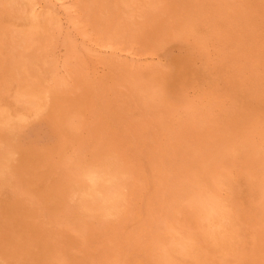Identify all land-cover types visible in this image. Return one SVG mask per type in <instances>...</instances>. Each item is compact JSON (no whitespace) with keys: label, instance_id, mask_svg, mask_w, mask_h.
Returning <instances> with one entry per match:
<instances>
[{"label":"rangeland","instance_id":"obj_1","mask_svg":"<svg viewBox=\"0 0 264 264\" xmlns=\"http://www.w3.org/2000/svg\"><path fill=\"white\" fill-rule=\"evenodd\" d=\"M3 1L0 147L6 150L0 149V235L5 234L0 236V264H264V0ZM5 66L15 70L13 75ZM20 145L30 146L22 151ZM112 179L117 181L111 185ZM37 187L54 191L49 195Z\"/></svg>","mask_w":264,"mask_h":264},{"label":"bare ground","instance_id":"obj_2","mask_svg":"<svg viewBox=\"0 0 264 264\" xmlns=\"http://www.w3.org/2000/svg\"><path fill=\"white\" fill-rule=\"evenodd\" d=\"M4 1H5V0H4ZM4 1H3V2H4ZM11 1H12V0H11ZM35 1H36V0H35ZM84 1H85V0H84ZM87 1H89V0H87ZM87 1H86V2H87ZM95 1H96V0H95ZM97 1H98V0H97ZM101 1H102V0H101ZM118 1H119V0H118ZM124 1H125V0H124ZM129 1H131V0H129ZM133 1H134V0H133ZM136 1H137V0H136ZM144 1H145V0H144ZM177 1H178V0H177ZM186 1H189V0H186ZM211 1H212V0H211ZM216 1H217V0H216ZM230 1H231V0H230ZM245 1H246V0H245ZM252 1H253V0H252ZM14 2H15V1H14ZM23 2H24V0H23ZM26 2H27V1H26ZM30 2H31V1H30ZM33 2H34V1H33ZM54 2H55V1H54ZM63 2H64V1H63ZM86 2H84V3H86ZM110 2H111V1H110ZM112 2H113V1H112ZM114 2H115V1H114ZM120 2H121V1H120ZM120 2H118V3H120ZM172 2H173V1H172ZM175 2H176V1H175ZM181 2H182V1H181ZM183 2H184V1H183ZM240 2H242V1H240ZM28 3H29V2H28ZM51 3H52V2H51ZM94 3H95V2H94ZM106 3H107V2H106ZM184 3H185V2H184ZM187 3H189V2H187ZM190 3H191V2H190ZM224 3H225V2H224ZM259 3H260V2H259ZM5 4H6V3H5ZM8 4H9V3H8ZM34 4H35V3H34ZM34 4H33V5H34ZM90 4H91V3H90ZM99 4H100V3H99ZM101 4H102V3H101ZM107 4H108V3H107ZM121 4H122V3H121ZM123 4H124V3H123ZM128 4H129V3H128ZM134 4H135V3H134ZM141 4H142V3H141ZM176 4H177V3H176ZM181 4H182V3H181ZM212 4H213V3H212ZM219 4H221V3H219ZM238 4H239V3H238ZM254 4H255V3H254ZM6 5H7V4H6ZM9 5H10V4H9ZM26 5H27V3H26ZM30 5H31V3H30ZM86 5H87V4H86ZM114 5H115V4H114ZM124 5H125V4H124ZM129 5H130V4H129ZM132 5H133V4H132ZM178 5H179V4H178ZM183 5H184V4H183ZM185 5H186V4H185ZM259 5H260V4H259ZM12 6H13V5H12ZM14 6H15V5H14ZM31 6H32V5H31ZM31 6H29V7H31ZM34 6H35V5H34ZM90 6H91V5H90ZM92 6H93V5H92ZM115 6H116V5H115ZM138 6H139V5H138ZM161 6H162V5H161ZM188 6H189V5H188ZM190 6H191V4H190ZM219 6H220V5H219ZM227 6H228V5H227ZM235 6H236V5H235ZM239 6H240V5H239ZM15 7H16V6H15ZM51 7H52V6H51ZM95 7H96V6H95ZM108 7H109V6H108ZM110 7H111V6H110ZM120 7H121V5H120ZM186 7H187V6H186ZM5 8H6V7H5ZM9 8H10V7H9ZM12 8H14V7H12ZM16 8H17V7H16ZM32 8H33V7H31V9H32ZM91 8H92V7H91ZM106 8H107V7H106ZM121 8H122V7H121ZM124 8H125V7H124ZM129 8H130V7H129ZM129 8H128V9H129ZM154 8H155V7H154ZM156 8H157V7H156ZM181 8L183 9V7H181ZM192 8H193V7H192ZM202 8H203V7H202ZM215 8H216V7H215ZM17 9H18V8H17ZM17 9H16V11H17ZM26 9H27V8H26ZM26 9H25V11H26ZM48 9H49V8H48ZM89 9H90V8H89ZM95 9H96V8H95ZM104 9H105V7H104ZM112 9H113V8H112ZM119 9H120V8H119ZM125 9H126V8H125ZM171 9H172V8H171ZM185 9H187V8H185ZM222 9H223V8H222ZM7 10H8V9H7ZM7 10H6V11H7ZM11 10H12V9H11ZM29 10H30V9H29ZM63 10H64V9H63ZM78 10H79V9H78ZM87 10H88V9H87ZM102 10H103V9H102ZM106 10H107V9H106ZM109 10H110V8L108 9V11H109ZM117 10H118V9H117ZM120 10H121V9H120ZM120 10H118V11H120ZM144 10H145V9H144ZM174 10H175V9H174ZM196 10H197V9H196ZM226 10H227V9H226ZM238 10L240 11V9H238ZM244 10H245V9H244ZM3 11H4V10H3ZM16 11H15V12H16ZM91 11H92V10H91ZM95 11H96V10H95ZM99 11H100V10H99ZM121 11H122V10H121ZM121 11H120V13H121ZM157 11H158V10H157ZM157 11H156V12H157ZM183 11H185V10H183ZM189 11H190V9H189ZM215 11H216V10H215ZM217 11H218V10H217ZM221 11H222V10H221ZM7 12H8V11H7ZM7 12H5V13H7ZM19 12H20V11H19ZM29 12H30V11H28V13H29ZM93 12H94V11H93ZM93 12H92V13H93ZM100 12H102V11H100ZM158 12H159V11H158ZM166 12H167V11H166ZM185 12H186V11H185ZM195 12H196V11H195ZM2 13H4V12H2ZM5 13H4V14H5ZM8 13H10V12H8ZM37 13H38V12H37ZM43 13H44V12H43ZM110 13H111V12L109 11V14H110ZM114 13H115V12H114ZM128 13H129V12H128ZM154 13H155V12H154ZM188 13H189V12H188ZM221 13H222V12H221ZM238 13H239V12H238ZM255 13H256V12H255ZM24 14H26V13L24 12ZM31 14H32V13H31ZM158 14H159V13H158ZM161 14H162V13H161ZM232 14H233V13H232ZM244 14H245V13H244ZM0 15H1V13H0ZM10 15H12V14L10 13ZM22 15H23V14H22ZM34 15H35V14H34ZM86 15H87V14H86ZM118 15H119V14H118ZM122 15H123V14H122ZM122 15H120V16L122 17ZM145 15H146V14H145ZM180 15H181V14H180ZM228 15H229V14H228ZM8 16H9V15H8ZM12 16H13V15H12ZM43 16H45V15H43ZM88 16H89V15H88ZM93 16H94V15H93ZM93 16H92V17H93ZM98 16H101V14L98 15ZM113 16H114V15H113ZM149 16H150V15H149ZM171 16H173V15L171 14ZM175 16H177V15H175ZM188 16H189V15H188ZM190 16H191V15H190ZM192 16H193V15H192ZM31 17H33V16H31ZM90 17H91V16H90ZM90 17H89V18H90ZM94 17H95V16H94ZM102 17H103V16H102ZM108 17H109V16H108ZM156 17H157L156 19H159L157 15H156ZM2 18L4 19V17H2ZM5 18H6V15H5ZM10 18H12V17H10ZM16 18H17V16H16ZM25 18H26V17H25ZM98 18H99V17H98ZM105 18H106V17H105ZM110 18H112L111 15H110ZM115 18H116V17H115ZM118 18H120V17L118 16ZM118 18H117V19H118ZM198 18H199V17H198ZM201 18H202V17H201ZM78 19H79V18H78ZM96 19H97V18H96ZM99 19H100V18H99ZM107 19H108V21H109V18H107ZM129 19H130V18H129ZM0 20H1V18H0ZM7 20H8V19H7ZM34 20H36V19H34ZM94 20H95V19H94ZM104 20H105V19H104ZM115 20H116V19H115ZM121 20H122V19H121ZM147 20H148V19H147ZM150 20H151V19H150ZM201 20H202V19H201ZM203 20H204V19H203ZM16 21H17V20H16ZM27 21H28V20H27ZM99 21H100V20H99ZM118 21H119V20H118ZM163 21H164V20H163ZM173 21H176V20H173ZM196 21H197V20H196ZM2 22H3V20H2ZM73 22H74V21H73ZM77 22H78V21H77ZM93 22H94V21H93ZM95 22H96V21H95ZM114 22H116V21H114ZM29 23L31 24V21H30ZM35 23H36V21H35ZM98 23H99V22H98ZM106 23H107V22H106ZM108 23L111 24L110 22H108ZM138 23H139V22H138ZM161 23H162V22H161ZM168 23H169V22H168ZM19 24H20V23H19ZM24 24H25V23H24ZM36 24H37V23H36ZM46 24H47V22H46ZM54 24H55V23H54ZM59 24H60V23H59ZM100 24H101V23H100ZM103 24H104V22H103ZM103 24H101V25H103ZM113 24H115V23H113ZM128 24H129V23H128ZM178 24H179V23H178ZM13 25H14V24H13ZM17 25H18V24H17ZM22 25H23V24H22ZM22 25H21V26H22ZM27 25H29V24H27ZM95 25H96V24H95ZM95 25H94V27H95ZM3 26H4V25H3ZM15 26H16V25H15ZM18 26H20V25H18ZM54 26H55V25H54ZM77 26H78V25H77ZM81 26H82V25H81ZM103 26H104V25H103ZM167 26H168V24H167ZM5 27H6V26H5ZM10 27H11V25H10ZM30 27H31V25H30ZM47 27H48V26H47ZM108 27H110V26H108ZM178 27H179V26H178ZM22 28H23V27H22ZM37 28H38V27H37ZM129 28H130V27H129ZM181 28H182V27H181ZM184 28H185V27H184ZM25 29H26V28H25ZM54 29H55V28H54ZM97 29H98V28H97ZM110 29H111V28H110ZM113 29H114V28H113ZM134 29H136V28H134ZM162 29H163V28H162ZM187 29H188V28H187ZM8 30H9V28H8ZM10 30H11V29H10ZM99 30H100V29H99ZM107 30H108V28H107ZM180 30H181V29H180ZM183 30L185 31V29H183ZM195 30H196V29H195ZM1 31H2V30H1ZM29 31H30V30H29ZM58 31H59V30H58ZM84 31H85V30H84ZM91 31H92V30H91ZM94 31H95V29H94ZM112 31H113V30H112ZM114 31H115V30H114ZM136 31H137V30H136ZM145 31H146V30H145ZM176 31H177V30H176ZM19 32H20V31H19ZM46 32H47V31H46ZM86 32H87V31H86ZM105 32H106V31H105ZM115 32H116V31H115ZM126 32H127V31H126ZM186 32L189 33V30H187ZM186 32H185V33H186ZM197 32H198V31H197ZM11 33H12V31H11ZM26 33H27V32H26ZM32 33H33V32H32ZM36 33H37V32H36ZM48 33H49V32H48ZM59 33H60V32H59ZM78 33H79V32H78ZM88 33H89V32H88ZM101 33H102V32H101ZM142 33H143V32H142ZM147 33H148V32H147ZM180 33H181V32H180ZM190 33H191V32H190ZM194 33H195V32H194ZM14 34H15V33H14ZM16 34H18V33H16ZM54 34H55V33H54ZM92 34H94V33H92ZM110 34H111V33H110ZM124 34H125V33H124ZM154 34H155V33H154ZM164 34H165V33H164ZM11 35H12V34H11ZM44 35H45V33H44ZM55 35H56V34H55ZM95 35H96V34H95ZM98 35H99V34H98ZM113 35H114V34H113ZM157 35H158V34H157ZM180 35L182 36L183 33L180 34ZM100 36L103 37V35H100ZM100 36H99V37H100ZM114 36H115V35H114ZM144 36H145V35H144ZM159 36H160V34H159ZM181 36H180V37H181ZM194 36H195V35H194ZM15 37H17V36H15ZM24 37H25V36H24ZM34 37H35V36H34ZM56 37H57V36H56ZM59 37H60V36H58V38H59ZM156 37H157V36H156ZM21 38H22V36H21ZM21 38H20V39H21ZM38 38H40V37H38ZM41 38H42V37H41ZM48 38H49V37H48ZM83 38H84V37H83ZM103 38H104V37H103ZM112 38H113V37H112ZM160 38H161V37H160ZM162 38H163V37H162ZM183 38H184V37H183ZM196 38H197V37H196ZM45 39H46V38H45ZM84 39H85V38H84ZM96 39H98V38H96ZM143 39H144V37H143ZM151 39H152V38H151ZM151 39L148 38L147 40L150 41ZM164 39H166V38H164ZM171 39H173V38H171ZM177 39H178V38H177ZM187 39H188V38H187ZM189 39L191 40V38H189ZM28 40H29V39H28ZM61 40H62V39H61ZM75 40H76V38H75ZM85 40H86V39H85ZM119 40H120V39H119ZM128 40H129V39H128ZM154 40H155V39H154ZM195 40L197 41V39H195ZM18 41H20V40H18ZM18 41H17V43H18ZM21 41H22V40H21ZM25 41H26V40H25ZM42 41L44 42V39H42ZM96 41H97V40H96ZM98 41H99V40H98ZM109 41H110V40H109ZM157 41L159 42V40H157ZM178 41H179V39H178ZM180 41H181V38H180ZM26 42H27V41H26ZM28 42H31V41H28ZM46 42H47V41H46ZM72 42H73V41H72ZM163 42H164V41H163ZM163 42H162L161 39H160V42H159V43H163ZM165 42H166V41H165ZM165 42H164V44H165ZM168 42H169V41H168ZM200 42H201V41H200ZM60 43H61V42H60ZM99 43H100V42H99ZM155 43H157V42H155ZM194 43H195V42H194ZM198 43H199V42H198ZM198 43H197V44H198ZM201 43H202V42H201ZM13 44H14V43H13ZM78 44H79V43H78ZM145 44H146V43H145ZM147 44H148V43H147ZM147 44H146V45H147ZM150 44H151V43H150ZM150 44H149V46H150ZM169 44H170V43H169ZM195 44H196V43H195ZM195 44H194V45H195ZM206 44H207V43H206ZM19 45H20V44H19ZM23 45H24V44H23ZM27 45H28V44H27ZM29 45H30V44H29ZM40 45H41V44H40ZM44 45H45V44H44ZM44 45H43V46H44ZM49 45H50V44H49ZM90 45H91V44H90ZM98 45H99V44H98ZM140 45H141V44H140ZM154 45H155V44H154ZM159 45H160V44H159ZM198 45H199V44H198ZM17 46H18V45H17ZM20 46H21V45H20ZM107 46H108V45H107ZM156 46L158 47V45H156ZM160 46H161V45H160ZM162 46H163V44H162ZM204 46H205V45H204ZM44 47H45V46H44ZM96 47H97V46H96ZM99 47H100V46H99ZM152 47H153V46H152ZM168 47H169V46H168ZM186 47H187V46H186ZM24 48H25V47H24ZM26 48H27V47H26ZM41 48H42V47H41ZM41 48H40V49H41ZM158 48H159V47H158ZM163 48H164V47H163ZM178 48H180V47H178ZM201 48H202V46H201ZM38 49H39V48H38ZM38 49H37V50H38ZM67 49H68V48H67ZM89 49H90V48H89ZM153 49H154V48H153ZM159 49H160V48H159ZM192 49H193V47H192ZM199 49H200V48H199ZM18 50H19V49H18ZM154 50H158V49H154ZM178 50H179V49H178ZM185 50L187 51V49H185ZM193 50H194V49H193ZM193 50H192V51H193ZM203 50H205V49H203ZM32 51H33V50H32ZM34 51H35V48H34ZM34 51H33V52H34ZM110 51H111V50H110ZM160 51H161V50H160ZM186 51H185V53H186V55H188V52H186ZM19 52H22L21 49L19 50ZM139 52H140V51H139ZM151 52H152V50H151ZM151 52H150V53H151ZM170 52H171V51H170ZM17 53H18V52H17ZM30 53H32V52H30ZM40 53H42V52H40ZM46 53H48V52H46ZM163 53H164V52H163ZM205 53H206V52H205ZM24 54H25V53H24ZM26 54H27V53H26ZM26 54H25V55H26ZM49 54H50V53H49ZM52 54H53V53H52ZM110 54H111V53H110ZM39 55H40V54H39ZM39 55H38V56H39ZM178 55H180V54H178ZM19 56H20V55H19ZM27 56H28V55H27ZM32 56H33V55L31 54L30 57H32ZM34 56H36V55H34ZM38 56H37V57H38ZM46 56H47V55H46ZM46 56H45V57H46ZM90 56H91V55H90ZM165 56H166V54H165ZM165 56H164V57H165ZM189 56H190V55H189ZM199 56H201V55H199ZM22 57H25V56L23 55ZM49 57H50V56H49ZM112 57H113V56H112ZM182 57H183V56H182ZM185 57H186V56H185ZM191 57H192V56H191ZM191 57H190V58H191ZM18 58H19V57H18ZM18 58H16V59H18ZM34 58H35V57H34ZM72 58H73V57H72ZM160 58H161V57H160ZM168 58H169V57H168ZM171 58H173V57H171ZM176 58H177V56H176ZM176 58H175V59H176ZM186 58H187V57H186ZM198 58H199V57H198ZM32 59H33V58H32ZM42 59H43V58H42ZM42 59H40V60L43 61ZM173 59H174V58H173ZM191 59L194 60L193 58H191ZM200 59L202 60V58H200ZM1 60H2V59H1ZM5 60H6V59H5ZM22 60H23V59H22ZM50 60H51V59H50ZM69 60H70V59H69ZM85 60H87V59H85ZM85 60H84V61H85ZM170 60H171V59H170ZM176 60H179V59H176ZM183 60H184V58H183ZM188 60H189V58H188ZM188 60H187V61H188ZM9 61H10V60H9ZM9 61H8V63H9ZM19 61H21V60H19ZM29 61H30V60H29ZM33 61H34V59H33ZM81 61H82V60H81ZM168 61H169V60H168ZM172 61L174 62V60H172ZM1 62H3V60H2ZM35 62H36V61H35ZM166 62H167V61H166ZM173 62H172V63H173ZM188 62L190 63V60H189ZM191 62H192V61H191ZM196 62H197V61H196ZM208 62H209V61H208ZM33 63H34V62L31 61V64H33ZM62 63H63V62H62ZM96 63H97V62H96ZM193 63H194V62H193ZM204 63H205V62H204ZM13 64H14V63H13ZM37 64H38V62H37ZM44 64H45V63H44ZM53 64H54V63H53ZM53 64H52V65H53ZM93 64H94V63H93ZM168 64H169V63H167V65H168ZM191 64H192V63H191ZM2 65H4V64H2ZM7 65H8V64H7ZM42 65H43V62H42ZM184 65H185V63H184ZM189 65H190V64H189ZM35 66H37V65H35ZM35 66H34V67H35ZM168 66H170V65H168ZM193 66H194V64H193ZM208 66H209V65H208ZM5 67H6V66H5ZM15 67H16V66H15ZM19 67H20V66H19ZM37 67H38V66H37ZM39 67H41V66H39ZM55 67H56V66H55ZM179 67H180V66H179ZM181 67H182V66H181ZM185 67H186V66H185ZM185 67H184V68H185ZM191 67H192V66H191ZM200 67H201V66H200ZM41 68H42V67H41ZM43 68H44V67H43ZM51 68H52V67H51ZM155 68H156V67H155ZM155 68H154V69H155ZM168 68H169V67H168ZM175 68H177V66H175ZM193 68H194V67H193ZM3 69H4V68H3ZM5 69L8 70L9 68L6 67ZM5 69H4V71H5ZM11 69H12V68H11ZM14 69H16V68H14ZM14 69H13V70H14ZM23 69H24V68H23ZM37 69H38V68H37ZM157 69H158V68H156V70H157ZM160 69H161V68H160ZM181 69H182V68H181ZM198 69H199V68H198ZM204 69H205V68H204ZM0 70H1V69H0ZM42 70H43V69H42ZM44 70H45V69H44ZM58 70H60V69H58ZM175 70H177V69H175ZM185 70H186V69H185ZM190 70H191V69H190ZM205 70H206V69H205ZM2 71H3V70H2ZM8 71H10V69H9ZM11 71H12V70H11ZM11 71H10V72H11ZM16 71H17V70H16ZM30 71H31V70H29V72H30ZM34 71H35V70H34ZM38 71H39V70H38ZM38 71H37V72H38ZM158 71H159V69H158L157 71H155V72H158ZM160 71H161V70H160ZM165 71H166V70H165ZM169 71H170V70H169ZM181 71H182V70H181ZM192 71H193V70H192ZM192 71H191V72H192ZM203 71H204V70H203ZM0 72H1V71H0ZM14 72H15V70L12 71L11 74L14 73ZM45 72H46V71H44V73H45ZM55 72H57L56 69H55ZM170 72H171V71H170ZM170 72H169V75L171 74ZM3 73H4V72H3ZM17 73H18V72H17ZM151 73H152V72H151ZM163 73H164V72H163ZM176 73H177V72H176ZM178 73H179V72H178ZM186 73H188V72H186ZM207 73H208V72H207ZM5 74H6V73H5ZM51 74H52V73H51ZM60 74H61V73H60ZM62 74H63V73H62ZM180 74H181V73H180ZM193 74H194V73H193ZM197 74H198V73H196L195 75H197ZM12 75H13V74H12ZM34 75H35V74H34ZM39 75H40V74H39ZM47 75H48V74H47ZM63 75H64V74H63ZM73 75H74V74H73ZM181 75H182V74H181ZM189 75H190V73H189ZM9 76H10V75H9ZM14 76H17V77H18V75H14ZM21 76H23V74H22ZM25 76H26V75H25ZM165 76H166V74H165ZM178 76H180V75H178ZM186 76H187V75H186ZM3 77H4V76H3ZM19 77H20V76H19ZM23 77H24V76H23ZM26 77H27V76H26ZM42 77H43V76H42ZM47 77H48V76H47ZM56 77H57V76H56ZM67 77H68V76H67ZM71 77H72V76H71ZM92 77H93V76H92ZM109 77H110V76H109ZM158 77H159V76H158ZM170 77H171V75H170ZM174 77H175V76H174ZM199 77H200V76H199ZM4 78H6V77H4ZM12 78H13V76H12ZM37 78H38V77H37ZM187 78H190V77H187ZM200 78H201V77H200ZM15 79H16V78H15ZM22 79H24V78H22ZM25 79H26V78H25ZM28 79H29V78H28ZM30 79H31V78H30ZM181 79H182V78H181ZM204 79H205V78H204ZM3 80H4V79H2V81H3ZM5 80H7V78H6ZM35 80H36V79H35ZM61 80H62V78H61ZM112 80H113V79H112ZM151 80H152V79H151ZM168 80H169V79H168ZM173 80H174V79H173ZM189 80H191V79H189ZM198 80H199V79H197V83H199ZM205 80H206V79H205ZM0 81H1V80H0ZM16 81H17V79H16ZM68 81H69V80H68ZM113 81H114V80H113ZM117 81H118V80H117ZM201 81H202V80H201ZM201 81H200V83H201ZM11 83H12V81H11ZM11 83H10V84H11ZM14 83H15V81H14ZM19 83H20V81H19ZM56 83H57V81H56ZM61 83H62V81H61ZM74 83H78V81H74ZM83 83H84V80H83ZM89 83H90V81H89ZM179 83H180V81H179ZM186 83H187V81H186ZM186 83H185V84H186ZM192 83L194 84V81H192ZM3 84H4V83H3ZM28 84H29V83H28ZM37 84H38V83H37ZM46 84H47V83H46ZM59 84H60V83H59ZM108 84H109V83H108ZM176 84H177V83H176ZM180 84H181V83H180ZM0 85H1V84H0ZM20 85H21V84H20ZM48 85H49V84H48ZM51 85H53V84H51ZM78 85H79V83H78ZM159 85H160V84H159ZM198 85H199V84H198ZM15 86H16V85H15ZM28 86H29V85H28ZM28 86H27V87H28ZM61 86H62V85H61ZM0 87H1V86H0ZM8 87H9V86L7 85V88H8ZM23 87H24V86H23ZM23 87H22V88H23ZM27 87H26V88H27ZM62 87H63V86H62ZM86 87H87V86H86ZM93 87H94V86H93ZM1 88H2V87H1ZM4 88H5V87H4ZM4 88H3V89H4ZM12 88H13V87H12ZM28 88H29V87H28ZM34 88H35V87H34ZM36 88H37V86H36ZM75 88H76V87H75ZM161 88H162V87H161ZM168 88H169V87H168ZM198 88H199V87H198ZM29 89H30V88H29ZM77 89H78V88H77ZM88 89H89V88H88ZM0 90H1V89H0ZM9 90H10V89H9ZM177 90H178V89H177ZM4 91H5V90H4ZM18 91H20V90H18ZM163 91H164V90H163ZM182 91H183V90H182ZM6 92H7V91H6ZM8 92H9V91H8ZM21 92H22V91H21ZM26 92H27V91H26ZM73 92H74V91H73ZM9 93H10V92H9ZM31 93H32V92H31ZM36 93H37V92H36ZM94 93H95V92H94ZM94 93H93V94H94ZM167 93H168V92H167ZM167 93H166V94H167ZM177 93L179 94V92H177ZM0 94H1V93H0ZM4 94H5V93H4ZM76 94H78V93H76ZM101 94H102V93H101ZM101 94H100V95H101ZM51 95H52V93H51ZM57 95H58V93H57ZM57 95H56V96H57ZM60 95H61V94H60ZM63 95H64V94H63ZM84 95H85V94H84ZM172 95H173V94H172ZM14 96H15V95H14ZM49 96H50V94H49ZM53 96H54V95H53ZM80 96H81V95H80ZM127 96H128V95H127ZM0 97H1V96H0ZM75 97H76V96H75ZM2 98H3V97H2ZM2 98H1V99H2ZM38 99H39V98H38ZM48 99H49V98H48ZM58 99H59V98H58ZM65 99H66V98H65ZM77 99H78V98H77ZM79 99H80V97H79ZM82 99H83V98H82ZM8 100H9V99H8ZM8 100H7V101H8ZM13 100H14V99H13ZM17 100H19V99H17ZM24 100H25V99H24ZM24 100H23V101H24ZM29 100H31V99H29ZM34 100H35V99H34ZM56 100H57V99H55V101H56ZM4 101H6V100L4 99ZM10 101H11V100H10ZM41 101H42V100H41ZM51 101H52V100H51ZM59 101H60V100H59ZM75 101H76V100H75ZM1 102H2V101H1ZM21 102H22V101H21ZM25 102H26V101H25ZM43 102H44V101H43ZM99 102H100V101H99ZM4 103H5V102H4ZM11 103H12V101H11ZM27 103H29V102H27ZM27 103H26V104H27ZM30 103H31V102H30ZM51 103H53V102H51ZM63 103H64V102H63ZM43 104H45V103H43ZM43 104H42V105H43ZM57 104H58V102H57ZM0 105H3V104L0 103ZM11 105H12V104H11ZM68 105H69V104H68ZM76 105H77V104H76ZM16 106H17V105H16ZM23 106H24V105H23ZM57 106H58V105H57ZM63 106H64V105H63ZM72 106H73V105H72ZM84 106H85V105H84ZM89 106H90V105H89ZM3 107H4V106H3ZM21 107H22V106H21ZM31 107H32V106H31ZM35 107H36V105H35ZM35 107H34V108H35ZM43 107H44V106H43ZM51 107H53V106H51ZM51 107H50V108H51ZM5 108H6V107H5ZM15 108H16V107H15ZM53 108H54V107H53ZM70 108H72V107H70ZM75 108H76V107H75ZM7 109H9V108H7ZM31 109L33 110V108H31ZM44 109H45V108H44ZM59 109H61V108L59 107ZM59 109H58V110H59ZM63 109H65V108L63 107ZM1 110H2V109H1ZM21 110H22V109H21ZM39 110H40V109H39ZM51 110H52V109H51ZM53 110H54V109H53ZM70 110H71V109H70ZM73 110H74V109H72V111H73ZM84 110H85V109H84ZM5 111H6V110H5ZM8 111H9V110H8ZM22 111H23V110H22ZM26 111H27V110H26ZM35 111H36V110H35ZM47 111H50V110H47ZM54 111H55V110H54ZM54 111H53V112H54ZM59 111H62V110H59ZM78 111H79V109H78ZM82 111H83V110H82ZM9 112H10V111H9ZM44 112H46V111H44ZM50 112H51V111H50ZM50 112H49V113H50ZM53 112H52V113H53ZM63 112H64V111H63ZM65 112H66V111H65ZM70 112H71V111H70ZM24 113H25V112H24ZM37 113H38V112H37ZM56 113H57V112H56ZM68 113H69V112H68ZM74 113H75V112H74ZM88 113H89V112H88ZM2 114H3V113H2ZM10 114H11V113H10ZM41 114H42V112H41ZM41 114H40V115H41ZM85 114H86V113H85ZM28 115H29V114H28ZM43 115H44V114H43ZM50 115H51V117H52L53 114H50ZM50 115H49V116H50ZM54 115H55V114H54ZM60 115H61V114H60ZM60 115H59V116H60ZM65 115H66V114H65ZM89 115H90V114H89ZM8 116H9V115H8ZM55 116H57V115H55ZM113 116H114V115H113ZM6 117H7V115H6ZM25 117H26V116H25ZM60 117H61V116H60ZM93 117H94V116H93ZM95 117H97V116H95ZM100 117H101V116H100ZM103 117H104V116H103ZM10 118H11V117H10ZM20 118H21V117H20ZM26 118H27V117H26ZM29 118H30V117H28V119H29ZM37 118H38V117H37ZM48 118H50V117H48ZM52 118H53V117H52ZM69 118H70V117H69ZM32 119H33V118H32ZM40 119H41V118H40ZM64 119H65V118H64ZM15 120H16V119H15ZM17 120H18V119H17ZM23 120H24V116H23ZM23 120H22V121H23ZM26 120H27V119H26ZM29 120H30V119H29ZM52 120H53V119H52ZM52 120H51V121H52ZM57 120H59V117H58ZM77 120H79V119H77ZM19 121H20V119H19ZM19 121H17V123L20 124ZM48 121H49V120H48ZM53 121H54V120H53ZM37 122H38V121H37ZM41 122H43V121H41ZM41 122H40L39 124H41ZM44 122H45V121H44ZM62 122H63V124H64V121H62ZM74 122H75V121H74ZM84 122H85V121H84ZM9 123H10V122H9ZM11 123H13V122L11 121ZM29 123H30V122H29ZM50 123H51V122H50ZM54 123H55V122H54ZM56 123L58 124V122H56ZM59 123H61V122H59ZM67 123H68V122H67ZM71 123H72V122H71ZM14 124H15V123H14ZM14 124H13V126H14ZM43 124H44V123H43ZM57 124H55V126L57 127L56 130H57L58 127H59V126H57ZM84 124H85V123H84ZM86 124H87V123H86ZM5 125H6V124H5ZM15 125H16V124H15ZM17 125H18V124H17ZM20 125H21V124H20ZM20 125H19V126H20ZM27 125H28V124H27ZM59 125H60V124H59ZM104 125H105V124H104ZM9 126H10V125H9ZM49 126H50V125H49ZM51 126H52V125H51ZM68 126H69V125H68ZM21 127H22V126H21ZM62 127H63V126H62ZM101 127H103V126H101ZM9 128H10V127H9ZM12 128H13V127H12ZM52 128H54V127L52 126ZM67 128H68V127H67ZM72 128H73V127H72ZM0 129H1V128H0ZM2 129H3V128H2ZM30 129H31V128H29V130H30ZM50 130H51V129H50ZM62 130H63V128H62ZM62 130H61V131H62ZM1 131H2V130H1ZM58 131H59V129H58ZM64 131H65V130H63L62 133H63ZM73 131H74V129H73ZM81 131H82V130H81ZM92 131H93V130H92ZM14 132H15V131H14ZM14 132H12V133H14ZM46 132H47V131H46ZM21 133H22V132H21ZM52 133H53V132H52ZM103 133H104V131H103ZM14 134H15V133H14ZM22 135H23V134H22ZM82 135H83V134H82ZM97 135H99V134H97ZM9 136H10V135H9ZM15 136H16V135H15ZM45 136H47V135H45ZM65 136H66V135H65ZM71 136H72V135H71ZM95 136H96V134H95ZM104 136H105V135H104ZM13 137H14V136H12V138H13ZM52 137H54L53 134H52ZM79 137H80V136H79ZM85 137H88V136H85ZM101 137H102V136H101ZM7 138H8V137H7ZM12 138H11V139H12ZM33 138H34V137H33ZM33 138H32V139H33ZM39 138H40V137H39ZM45 138H46V137H45ZM80 138H81V137H80ZM80 138H79V139H80ZM83 138H84V137H83ZM88 138H90V137H88ZM5 139H6V138H5ZM14 139H16V138H14ZM21 139H22V138H21ZM43 139H44V138H43ZM46 139H47V138H46ZM65 139H67V138H65ZM79 139H78V140H79ZM3 140H4V139H3ZM8 140H9V139H8ZM34 140H35V139H34ZM44 140H45V139H44ZM92 140H93V139H92ZM39 141H40V140H39ZM45 141H47V140H45ZM49 141H50V140H49ZM10 142H11V141H10ZM12 142H13V141H12ZM24 142H25V141H24ZM42 142H43V140H42ZM42 142H41V143H42ZM66 142H67V140H66ZM81 142H82V141H81ZM85 142H86V141H85ZM88 142H89V141H87V143H88ZM90 142H91V141H90ZM101 142H102V140H101ZM2 143H3V142H2ZM36 143H37V141H36ZM79 143H80V142H79ZM0 144H1V143H0ZM12 144H13V143H12ZM15 144H16V143H15ZM18 144H20V143H18ZM18 144H16V145H18ZM26 144H27V143H26ZM38 144H40V143H38ZM54 144H55V143H54ZM96 144H97V143H96ZM30 145H31V144H30ZM30 145H29V146H30ZM12 146H14V145H12ZM21 146H22V145H20V148H21ZM27 146H28V145H27ZM29 146H28V149H29ZM32 146H33V144H32ZM79 146H80V145H79ZM84 146H85V145H84ZM87 146H88V145H87ZM89 146H90V144H89ZM94 146H95V145H94ZM105 146H106V145H105ZM2 147H3V145H2ZM2 147H0V149H1ZM4 147H6V146H4ZM4 147H3V148H4ZM14 147H15V146H14ZM16 147H17V146H16ZM23 147H24V146H23ZM40 147H41V146H40ZM75 147H76V146H75ZM109 147H110V146H109ZM26 148H27V147H26ZM26 148H21V149H22V151H23V149L28 150V149H26ZM33 148H34V147H33ZM41 148H42V147H41ZM115 148H116V147H115ZM4 149H5V148H4ZM17 149H18V147H17ZM37 149H38V148H37ZM44 149H45V148H44ZM92 149H93V148H92ZM112 149H113V148H112ZM5 150H6V149H5ZM25 150H24V151H25ZM31 150H32V149H31ZM38 150H39V149H38ZM38 150H37V151H38ZM48 150H49V149H48ZM52 150H53V149H52ZM52 150H51V151H52ZM1 151H2V149H1ZM10 151H11V150H10ZM49 151H50V150H49ZM81 151H82V150H81ZM33 152H34V150H33ZM53 152H54V151H53ZM87 152H88V151H87ZM110 152H111V151H110ZM27 153H28V152H27ZM34 153H35V152H34ZM36 153H37V152H36ZM36 153H35V154H36ZM85 153H86V152H85ZM116 153H118V152H116ZM7 154H8V153H7ZM25 154H26V153H24V155H25ZM37 154H38V153H37ZM108 154H109V153H108ZM110 154H112V153H110ZM0 155H1V154H0ZM29 155H30V154H29ZM32 155H33V153H32ZM14 156H15V154H14ZM35 156H36V155H35ZM50 156H51V155H50ZM52 156H54V155H52ZM96 156H97V155H96ZM23 157H24V156H23ZM25 157H26V156H25ZM32 157H33V156H32ZM104 157H105V156H104ZM3 158H4V157H3ZM30 158H31V157H30ZM30 158H29V159H30ZM53 158H54V157H53ZM108 158H109V157H108ZM121 158H122V157H121ZM121 158H120V159H121ZM38 159H39V158H38ZM8 160H9V159H8ZM13 160H14V158H13ZM24 160H25V159H24ZM27 160H28V159H27ZM48 160H49V159H48ZM116 160H118V159H116ZM9 161H11V159H10ZM29 161H30V160H29ZM37 161H38V160H37ZM31 163H32V162H31ZM102 163H103V162H102ZM107 163H108V162H107ZM120 163H121V162H120ZM126 163H127V162H126ZM11 164H12V163H11ZM45 164H46V163H45ZM103 164H104V163H103ZM105 164H106V163H105ZM121 164H122V163H121ZM18 165H19V164H18ZM26 165H29V164H26ZM51 165H52V164H51ZM110 165H111V164H110ZM30 166H31V164H30ZM30 166H29V167H30ZM39 166H40V165H39ZM100 166H101V165H100ZM126 166H127V165H126ZM0 167H1V166H0ZM3 167H4V166H3ZM5 167H6V166H5ZM31 167H32V166H31ZM31 167H30V168H31ZM37 167H38V166H37ZM45 167H47V166H45ZM49 167H51V166H49ZM53 167H54V166H53ZM90 167H91V166H90ZM120 167H121V165H120ZM123 167H124V165H123ZM123 167H122V168H123ZM30 168L27 167V169H30ZM51 168H52V167H51ZM55 168H56V167H55ZM92 168H93V166H92ZM124 168H125V167H124ZM124 168H123V169H124ZM37 169H38V168H37ZM43 169H44V167H43ZM53 169H54V168H53ZM56 169H57V168H56ZM93 169H94V168H93ZM108 169H109V168H108ZM4 170H5V169H4ZM35 170H36V169H35ZM39 170H40V169H38V171H39ZM45 170H46V168H45ZM1 171H2V170H1ZM40 171H41V170H40ZM43 171H44V170H43ZM43 171H41V172H43ZM92 171H93V170H92ZM49 172H50V171H49ZM5 173H6V171H5ZM31 173H32V172H31ZM34 173H35V172H34ZM52 173H53V172H52ZM52 173H51V174H52ZM62 173H63V172H62ZM117 173H118V172H117ZM124 173H125V172H124ZM128 173H129V172H128ZM217 173H218V172H217ZM36 174H37V172L35 173V175H36ZM44 174H45V173H44ZM58 174H59V172H58ZM118 174H119V173H118ZM129 174H130V173H129ZM131 174H132V173H131ZM3 175H4V173H3ZM6 175H7V174H6ZM33 175H34V174H33ZM39 175H41V174H39ZM42 175H43V174H42ZM60 175H61V173H60ZM60 175H59V177H60ZM1 176H2V174H1ZM7 176H8V175H7ZM30 176H31V175H30ZM30 176H29V177H30ZM62 176H63V175H62ZM65 176H66V175H65ZM68 176H69V175H68ZM92 176H93V175H92ZM14 177H15V176H14ZM31 177H32V176H31ZM55 177H57V175H56ZM3 178H4V177H3ZM27 178H28V177H27ZM39 178H40V177H39ZM39 178H38V179H39ZM67 178H68V177H67ZM91 178H92V177H91ZM109 178H110V177H109ZM118 178H119V177H118ZM0 179H1V178H0ZM4 179H5V178H4ZM44 179H45V178H44ZM51 179H52V177H51ZM72 179H73V177H72ZM92 179H93V178H92ZM110 179H111V178H110ZM115 179H116V178H115ZM126 179H130V178H126ZM212 179H213V177H212ZM216 179H217V178H216ZM33 180H34V178H33ZM58 180H59V179H58ZM66 180H67V179H66ZM102 180H103V179H102ZM112 180H113V179H112ZM0 181H1V180H0ZM2 181H4V180H2ZM13 181H14V180H13ZM16 181H17V180H16ZM49 181H50V180H49ZM67 181H69V180H67ZM67 181H66V182H67ZM73 181H74V180H73ZM116 181H117V180H116ZM116 181H115V182H116ZM125 181H126V180H125ZM125 181H124V182H125ZM213 181H215V179H214ZM223 181H224V180H223ZM36 182H37V184L39 183L38 180H37ZM53 182H54V181H53ZM58 182H59V181H58ZM60 182H61V181H60ZM63 182H64V181H63ZM69 182H70V181H69ZM101 182H104V180L101 181ZM101 182H100V183H101ZM115 182H114V180H113L112 183H111V182H110V183H111V185H112L113 183L115 184ZM220 182H221V181H220ZM6 183H8V182H6ZM12 183H13V182H12ZM67 183H68V182H67ZM93 183H94V181H93ZM100 183H99V184H100ZM104 183H105V182H104ZM110 183H109V184H110ZM128 183H129V182H128ZM212 183H213V182H212ZM14 184H15V183H13V185H14ZM48 184H49V182H48ZM48 184H47V185H48ZM52 184H53V183H52ZM71 184H72V183H71ZM101 184H103V183H101ZM105 184H107V183H105ZM200 184H201V183H200ZM200 184H199V185H200ZM203 184H204V183H203ZM213 184H214V183H213ZM5 185H6V184H5ZM16 185H17V184H16ZM41 185H42V184H41ZM63 185H64V184H63ZM65 185H66V184H65ZM118 185H119V184H118ZM126 185H127V184H126ZM227 185H228V184H227ZM1 186H2V185H1ZM1 186H0V187H1ZM9 186H10V185H9ZM9 186H8V187H9ZM29 186H30V185H29ZM36 186H37V185H36ZM44 186H45V184H44ZM48 186H49V185H48ZM56 186H57V184H56ZM216 186H217V183H216ZM8 187H7V188H8ZM20 187H21V186H20ZM60 187H61V185H60ZM65 187H66V186H65ZM101 187H104V186H101ZM110 187L112 188V186H110ZM124 187H125V185H124ZM129 187H130V186H129ZM199 187H200V186H199ZM1 188H2V187H1ZM5 188H6V187H5ZM7 188H6V189H7ZM11 188H12V187H11ZM21 188H22V187H21ZM33 188H34V187H33ZM37 188H38V190L40 189L39 187H37ZM52 188H54V186H53ZM57 188H59V184H58V187H57ZM57 188H56V189H57ZM70 188H71V187H70ZM113 188H114V187H113ZM118 188H119V186H118ZM121 188H122V187H121ZM216 188L218 189V187H216ZM14 189H15V188H14ZM29 189H30V187H29ZM31 189H32V188H31ZM48 189H49V188H48ZM91 189H92V188H91ZM114 189H115V188H114ZM203 189H204V188H203ZM203 189H201V190H203ZM206 189H207V188H206ZM217 189H216V190H217ZM15 190H16V189H15ZM23 190H24V189H23ZM27 190H28V188L26 189V191H27ZM40 190H42V189H40ZM46 190H47V189H44V190H42V191H44V193L47 192V194H48L49 192L46 191ZM65 190H66V189H65ZM76 190H77V189H76ZM112 190H113V189H112ZM188 190H189V189H188ZM221 190H222V189H221ZM17 191H19L18 193H20V188H19V190L17 189ZM24 191H25V190H24ZM24 191H23V192H24ZM26 191H25V192H26ZM28 191H29V190H28ZM33 191H36V190H33ZM45 191H46V192H45ZM49 191H50V190H49ZM53 191H54V190L50 191L51 193H49V195H50V194L52 195ZM92 191H94V190L92 189ZM113 191H114V190H113ZM199 191H200V190H199ZM214 191H215V190H214ZM217 191H218V190H217ZM3 192H4V191H3ZM29 192H31V191H29ZM61 192H62V191H61ZM61 192H60V193H61ZM66 192H67V190H66ZM72 192H73V191H72ZM111 192H112V191H111ZM125 192H126V190H125ZM201 192H202V191H201ZM207 192H208V191H207ZM12 193H13V192H12ZM32 193H33V192H32ZM32 193L29 195L30 197H31V195H34V194H32ZM39 193H41V192H39ZM76 193H77V191H76ZM89 193H90V192H89ZM97 193H98V192H97ZM186 193H187V192H186ZM25 194H26V193H25ZM36 194H38L37 191H36ZM36 194H35V195H36ZM55 194H56V192H55ZM57 194H58V193H57ZM72 194H73V193H72ZM74 194H75V193H74ZM91 194L93 195L94 193L92 192ZM101 194H102V192H101ZM127 194H128V193H127ZM193 194H194V193H193ZM205 194H206V193H205ZM214 194H215V193H214ZM216 194H217V193H216ZM218 194H219V193H218ZM221 194H222V193H221ZM3 195H4V194H3ZM10 195H11V194H10ZM13 195H14V194H13ZM13 195H12V196H13ZM23 195H24V194H23ZM35 195H34L33 197H35ZM42 195H43V194H42ZM44 195H45V194H44ZM61 195H62V194H61ZM61 195H60V196H61ZM77 195H78V194H77ZM84 195H86V194H84ZM105 195H106V193H105ZM199 195H200V194H199ZM211 195H213V194H211ZM40 196H41V195H40ZM72 196H73V195H72ZM88 196H89V195H88ZM100 196H101V195H100ZM107 196H109V194H108ZM194 196H195V195H194ZM5 197H6V196H5ZM10 197H11V196H10ZM36 197H37V195H36ZM43 197H44V196H43ZM47 197H48V196H47ZM47 197L45 198L46 200H47ZM49 197H50V196H49ZM67 197H68V196H67ZM218 197H219V196H218ZM11 198H12V197H11ZM13 198H15V197L13 196ZM17 198H18V197H17ZM19 198H21V197H19ZM39 198H40V197H39ZM55 198L57 199V197H55ZM55 198H54V199H55ZM68 198H69V197H68ZM83 198H84V197H83ZM89 198H90V197H89ZM102 198H104V197H102ZM106 198L108 199V197H106ZM120 198H121V197H120ZM207 198H208V197H207ZM8 199H9V198H8ZM23 199H24V198H23ZM31 199H32V198H31ZM49 199H50V198H49ZM52 199H53V198H52ZM72 199H74V198L72 197ZM86 199H87V198H86ZM96 199H97V198H96ZM104 199H105V198H104ZM104 199H103V200H104ZM16 200H17V199H16ZM29 200H30V199H29ZM37 200H39V199L37 198ZM40 200H41V198H40ZM64 200H65V199H64ZM83 200H85V199H83ZM92 200H94V199H92ZM103 200L100 199V201H102V202H103ZM123 200H124V199H123ZM125 200H126V198H125ZM125 200H124V201H125ZM208 200H209V198H208ZM226 200H227V199H226ZM3 201H4V200H3ZM8 201H9V200H8ZM27 201H28V200H27ZM43 201H44V200H43ZM56 201H57V200H56ZM58 201H59V200H58ZM95 201H97V200H95ZM95 201H94V202H95ZM105 201H106V200H105ZM105 201H104L103 203H106V202H107V201H106V202H105ZM201 201H202V200H201ZM223 201H224V200H223ZM17 202H18V201H17ZM21 202H22V200H21ZM29 202H30V201H29ZM38 202H40V201H38ZM59 202H61V201H59ZM86 202H87V200H86ZM89 202H90V201H89ZM129 202H130V201H129ZM214 202H215V201H214ZM8 203H9V202H7V204H8ZM11 203H12V205H13V203H16V202L12 201ZM22 203L25 204V202H22ZM31 203H34L33 200H32ZM52 203H54V200H53ZM65 203H66V202H65ZM75 203H76V202H75ZM78 203H79V201H78ZM111 203H112V202H111ZM195 203H196V202H195ZM203 203H204V202H203ZM224 203H225V202H224ZM17 204H18V203H17ZM20 204H21V203H20ZM28 204H30V203H28ZM57 204H58V203H57ZM59 204H60V203H59ZM81 204H82V203H81ZM90 204H91V203H90ZM95 204H96V202H95ZM124 204H125V203H124ZM192 204H193V203H192ZM196 204H197V203H196ZM201 204H202V203H201ZM227 204H228V203H227ZM4 205H5V203H3V206H4ZM21 205H22V204H21ZM46 205H47V204H45V206H46ZM60 205H61V204H60ZM62 205H63V203H62ZM75 205H76V204H75ZM96 205H97V204H96ZM213 205H214V204H213ZM13 206H14V205H13ZM26 206H27V205H26ZM45 206H44V207H45ZM83 206H84V205H83ZM106 206H108V203L106 204ZM106 206H104V207H106ZM124 206H125V205H124ZM225 206H226V205H225ZM225 206H224V207H225ZM231 206H232V205H231ZM5 207H8V208H9V207H10V203H9V206L6 205ZM14 207H16V206H14ZM17 207H19V205H18ZM24 207H25V205H24ZM27 207H28V206H27ZM49 207H50V206H49ZM49 207L47 206L46 208H49ZM60 207H62V206H60ZM116 207H117V205H116ZM21 208H22V206H21ZM21 208H20V209H21ZM33 208H34V205H33ZM36 208H37V207H36ZM36 208H35V209H36ZM42 208H43V207H42ZM56 208H58V207L56 206ZM80 208H85V206L82 207V205H81ZM109 208H110V207H109ZM199 208H200V207H199ZM209 208H210V207H209ZM226 208H227V207H226ZM229 208H230V205H229ZM2 209H3V207H2ZM13 209H14V208H13ZM30 209H31V208H30ZM39 209H40V208H39ZM50 209H51V208H50ZM64 209H65V207H64ZM123 209H124V208H122V212L124 211ZM188 209H190V208H188ZM192 209H194V208H192ZM201 209H202V208H201ZM5 210H7V209H5ZM15 210H16V209H14V212H15ZM18 210H19V208H18ZM28 210H29V208H28ZM28 210H27V211H28ZM33 210H34V209H33ZM42 210H43V209H42ZM51 210H52V209H51ZM57 210L59 211V209H57ZM62 210H63V209H62ZM69 210H70V209H69ZM89 210H90V209H89ZM103 210H104V209H103ZM126 210H129V209H126ZM185 210H186V209H185ZM194 210H195V209H194ZM213 210H214V209H213ZM217 210H218V209H217ZM10 211H11V210H10ZM22 211H23V210H22ZM24 211H26V209H25ZM52 211H54V210H52ZM67 211H68V210H67ZM75 211H76V210H75ZM108 211H109V210H108ZM110 211H112V210H110ZM110 211H109L107 214H109ZM208 211H210V210H208ZM6 212H7V211H5V213H6ZM8 212H9V211H8ZM19 212H20V211H19ZM33 212H34V211H33ZM36 212H37V211L35 210V213H36ZM42 212H43V211H42ZM49 212H50V211H49ZM55 212H56V211H55ZM60 212H61V211H60ZM76 212H77V211H76ZM80 212H82V211L80 210ZM225 212H226V211H225ZM232 212H233V211H232ZM234 212H235V211H234ZM15 213H16V212H15ZM22 213H24V212H22ZM29 213H30V211H29ZM29 213H28V214H29ZM51 213H52V212H51ZM64 213H65V212H64ZM72 213H73V212H72ZM123 213H124V212H123ZM205 213H206V212H205ZM208 213H209V212H208ZM216 213H217V211H216ZM16 214L18 215V212H17ZM16 214H15V215H16ZM30 214H31V213H30ZM30 214L28 215V218H29ZM37 214H38V213H37ZM37 214H36V215H37ZM45 214H46V213H45ZM61 214H62V213H61ZM67 214H68V213H67ZM83 214H84V213H83ZM83 214H82V216H83ZM97 214H98V213H97ZM120 214H121V212H120ZM125 214H126V213H125ZM186 214H187V213H186ZM212 214L215 215L214 213H212ZM233 214H234V213H233ZM3 215H4V217H5V215H8V216H9V213H8V214H3ZM3 215H2V216H3ZM10 215H11V214H10ZM24 215H25V214H24ZM38 215H39V214H38ZM38 215H37V217H38ZM62 215H63V214H62ZM77 215H78V214H77ZM114 215H115V214H114ZM123 215H124V214H123ZM206 215H207V214H206ZM217 215H218V214H217ZM217 215H216V216H217ZM222 215H223V214H222ZM0 216H1V215H0ZM31 216H35V215H31ZM39 216H40V215H39ZM44 216H45V215H44ZM72 216H73V215H72ZM100 216H101V215H100ZM124 216H125V215H124ZM196 216H197V215H196ZM202 216H204V215H202ZM220 216H221V215H220ZM11 217H12V216H11ZM21 217H23V215H22ZM25 217H26V216H25ZM25 217H23V218H25ZM79 217H80V215H79ZM86 217H88V216H86ZM115 217H116V216H115ZM118 217H119V216H118ZM193 217H194V216H193ZM213 217H214V216H213ZM218 217H219V216H218ZM218 217H217V218H218ZM5 218H6V217H5ZM14 218H15V217H14ZM14 218H13V219H14ZM35 218H36V217H35ZM47 218H49V220H50V216L47 217ZM66 218H67V217H66ZM82 218H83V217H82ZM109 218H110V215H109ZM112 218H114V217H112ZM225 218H226V217H225ZM229 218H230V217H229ZM2 219L5 220L4 218H2ZM7 219L9 220V218H7ZM11 219H12V218H11ZM16 219H17V218H16ZM18 219H19V218H18ZM29 219H30V218H29ZM31 219H32V217H31ZM36 219H37V218H36ZM61 219H62V218H61ZM75 219H76V218H75ZM114 219H115V218H114ZM116 219H117V218H116ZM118 219H119V218H118ZM197 219H198V218H197ZM230 219H231V218H230ZM23 220H24V219H23ZM23 220H21V221H23ZM34 220H35V219H34ZM73 220H74V219H73ZM76 220H77V219H76ZM81 220H82V219H81ZM85 220H87V219H85ZM103 220H104V219H103ZM111 220H112V219H111ZM121 220H122V219H121ZM194 220H195V219H194ZM213 220H214V219H213ZM219 220H220V219H219ZM226 220H227V219H226ZM233 220H234V219H233ZM0 221H2V220H0ZM9 221H10V220H9ZM11 221H12V220H11ZM11 221H10V224H11ZM29 221H30V220H29ZM38 221H39V220H38ZM109 221H110V220H109ZM115 221H116V220H115ZM195 221H196V220H195ZM7 222H8V221H7ZM12 222H13V221H12ZM14 222H15V221H14ZM14 222H13L14 225L11 224L12 227L15 226V223H14ZM16 222L18 223L19 221H16ZM81 222H83V221H81ZM95 222H96V221H95ZM172 222H173V221H172ZM216 222H217V219H216ZM17 223H16V224H17ZM24 223H25V222H24ZM30 223H31V222H30ZM75 223H76V222H75ZM168 223H169V222H168ZM179 223H180V222H179ZM211 223H212V222H211ZM2 224H3V223H2ZM2 224H0V228H1V225H2ZM5 224H6V223H5ZM5 224H4V225H5ZM8 224H9V222H8ZM25 224H26L25 226H27V222H26ZM28 224H29V223H28ZM32 224H33V223H32ZM37 224H38V223H37ZM43 224H44V223H43ZM83 224H84V223H83ZM107 224H108V223H107ZM171 224H172V223H171ZM195 224H196V223H195ZM219 224H220V223H219ZM222 224H223V223H222ZM22 225H23V224H22ZM71 225H72V224H71ZM78 225H79V224H78ZM187 225H188V224H187ZM204 225H205V224H204ZM7 226H9V225H7ZM28 226H29V225H28ZM28 226L25 227V228H28ZM30 226L32 227V225H30ZM38 226H40V223H39ZM38 226H36V227H38ZM92 226H93V224H92ZM105 226H106V225H105ZM174 226H175V225H174ZM197 226L199 227L200 224L197 225ZM17 227H19V225H18ZM33 227H34V226H33ZM195 227H196V226H195ZM204 227H205V226H204ZM222 227H223V226H222ZM5 228H6V225H5ZM21 228H22V227H21ZM21 228H20V229H21ZM29 228H30V227H29ZM92 228H93V227H92ZM199 228H201V227H199ZM216 228H217V227H216ZM225 228H226V227H225ZM231 228H232V227H231ZM6 229L8 230V228H6ZM18 229H19V228H17V230H18ZM22 229H23V228H22ZM40 229H41V228H40ZM42 229H43V228H42ZM88 229H89V228H88ZM211 229H212V227H211ZM220 229H221V228H220ZM229 229H230V228H229ZM3 230H4V229H3ZM15 230H16V228H15ZM24 230H25V229H24ZM24 230H21V231L25 232L26 230H25V231H24ZM28 230L31 231V229H28ZM32 230H34V229L32 228ZM36 230H37V232L40 234V231H41V230H39V231H38V229H36ZM36 230H35V232H36ZM43 230H44V229H43ZM48 230H49V229H48ZM195 230H196V229H195ZM225 230L227 231V229H224V231H225ZM12 231H13V229H12ZM87 231H88V230H87ZM198 231H199V230H198ZM198 231H197V232H198ZM235 231H236V230H235ZM235 231H234V232H235ZM9 232H10V231H9ZM15 232H18V231H15ZM15 232H14V233H15ZM27 232H28V231H27ZM27 232H26V233H27ZM32 232H33V231H32ZM41 232H42V231H41ZM45 232H46V230H45ZM90 232H91V231H90ZM177 232H178V231H177ZM20 233H21V232H20ZM193 233H194V232H193ZM199 233H200V232H199ZM208 233H209V232H208ZM214 233H215V232H214ZM237 233H238V232H237ZM1 234H2V233H1ZM15 234H16V233H15ZM23 234H24V233H23ZM23 234H22V237H24ZM28 234H29V232H28ZM31 234H32V233H31ZM39 234H37V235H39ZM42 234H43V233H42ZM169 234H170V233H169ZM217 234H218V231H217ZM3 235L5 236V234H3ZM8 235H9V234H8ZM10 235H11V234H10ZM10 235H9V237H10ZM18 235H19V234H18ZM33 235H35V234H33ZM47 235H48V234H47ZM62 235L64 236V234H62ZM151 235H152V234H151ZM198 235H199V234H198ZM202 235H204V234H202ZM0 236H1V235H0ZM4 236H1V239H2V237H4ZM20 236H21V234H20ZM28 236H29V235H28ZM40 236H41V235H40ZM48 236H49V235H48ZM48 236H46V237H48ZM53 236H54V235H53ZM156 236H157V235H156ZM173 236H174V235H173ZM212 236H213V234H212ZM219 236H220V235H219ZM231 236H232V235H231ZM233 236H234V235H233ZM236 236H237V235H236ZM240 236H241V235H240ZM22 237H21V238H22ZM29 237H30V236H29ZM29 237H27V238H29ZM36 237L38 238L39 236H36ZM42 237H45L44 234H43ZM187 237H188V236H187ZM190 237H191V236H190ZM192 237H193V236H192ZM221 237H222V236H221ZM223 237H224V236H223ZM5 238H6V237H5ZM5 238H4V239H5ZM24 238H25V237H24ZM27 238H26L25 240H27ZM31 238H33V237H30L29 239H31ZM34 238H35V236H34ZM39 238H40V237H39ZM67 238H68V237H67ZM234 238H235V237H234ZM42 239H43V238H42ZM49 239H50V238H49ZM195 239H196V238H195ZM211 239H212V238H211ZM235 239H236V238H235ZM25 240H23V241H25ZM31 240H32V239H31ZM31 240H30V241H31ZM79 240H80V239H79ZM191 240H192V239H191ZM205 240L207 241V239H205ZM221 240H222V239H221ZM236 240H237V239H236ZM34 241H35V240H33V242H34ZM40 241H41V238H40ZM55 241H56V240H55ZM60 241H61V240H60ZM75 241H76V240H75ZM80 241H81V240H80ZM151 241H152V240H151ZM157 241H158V240H157ZM194 241H195V240H194ZM219 241H220V240H219ZM0 242H1V240H0ZM15 242H16V241H15ZM21 242H22V241H21ZM27 242H28V240H27ZM45 242H46V240H45ZM81 242H82V241H81ZM176 242H177V241H176ZM236 242H237V241H236ZM2 243H4V242L2 241ZM5 243H6V241H5ZM46 243H47V242H46ZM56 243H57V242H56ZM64 243H65V242H64ZM69 243H70V242H69ZM72 243H73V242H72ZM148 243H150V242H148ZM155 243H156V242H155ZM186 243H187V242H186ZM218 243H219V242H218ZM234 243H235V242H234ZM239 243H240V242H239ZM75 244H76V242H75ZM79 244H80V242H79ZM82 244H83V243H82ZM150 244H151V243H150ZM162 244H163V243H162ZM188 244H189V243H188ZM192 244H193V243H192ZM212 244H214V243H212ZM219 244H220V243H219ZM32 245H33V244H32ZM46 245H48V243H47ZM63 245H65V244H63ZM70 245H71V244H70ZM156 245H157V243H156ZM170 245H171V244H170ZM176 245H177V244H176ZM190 245H191V243H190ZM1 246H2V245H1ZM4 246H5V245H4ZM42 246H43V245H42ZM56 246H57V245H56ZM67 246H68V245H67ZM83 246H84V245H83ZM150 246H151V245H150ZM158 246H159V245H158ZM197 246H198V245H197ZM204 246H205V245H204ZM232 246H233V245H232ZM243 246H244V245H243ZM243 246H242V247H243ZM43 247H44V246H43ZM57 247H59V246H57ZM68 247H69V246H68ZM71 247H72V246H71ZM71 247H70V249H71ZM192 247H193V246H192ZM194 247H195V246H194ZM201 247H202V246H201ZM210 247H211V246H210ZM210 247H209V248H210ZM234 247H235V245H234ZM33 248H34V247H33ZM178 248H179V247H178ZM197 248H198V247H197ZM202 248L204 249V247H202ZM227 248H228V247H227ZM53 249H54V248H53ZM105 249H106V248H105ZM147 249H148V248H147ZM151 249H152V248H151ZM182 249H183V248H182ZM224 249H225V248H224ZM228 249H229V248H228ZM234 249H235V248H234ZM43 250H44V249H43ZM63 250H64V248H63ZM72 250H73V249H72ZM157 250H158V249H157ZM175 250H176V249H175ZM191 250H192V249H191ZM193 250H194V249H193ZM57 251H58V250H57ZM173 251H174V249H173ZM188 251H189V250H188ZM208 251H209V250H208ZM219 251H220V250H219ZM223 251H224V250H223ZM49 252H50V249H49ZM58 252H59V251H58ZM70 252H71V250H70ZM99 252H100V251H99ZM170 252H171V251H170ZM59 253H60V252H59ZM62 253H63V252H62ZM108 253H109V252H108ZM158 253H159V252H158ZM206 253H207V252H206ZM221 253H222V252H221ZM227 253H228V252H227ZM39 254H40V253H39ZM115 254H116V253H115ZM151 254H152V253H151ZM163 254H164V253H163ZM168 254H169V252H168ZM183 254H184V253H183ZM188 254H189V253H188ZM188 254H187V255H188ZM222 254H223V253H222ZM52 255H53V254H52ZM57 255H58V254H57ZM72 255H73V254H72ZM75 255H77V254H75ZM149 255H150V254H149ZM197 255H198V254H197ZM207 255H208V254H207ZM217 255H218V254H217ZM47 256H48V255H47ZM168 256H169V255H168ZM195 256H196V255H195ZM240 256H241V255H240ZM39 257H40V256H39ZM42 257H43V256H42ZM63 257H65V256L63 255ZM73 257H74V256H73ZM98 257H99V256H98ZM147 257H148V256H147ZM191 257H192V256H191ZM197 257H198V256H197ZM204 257H205V256H204ZM215 257H216V256H215ZM46 258H47V257H46ZM52 258H53V257H52ZM61 258H62V257H61ZM65 258H66V257H65ZM70 258H71V257H70ZM110 258H111V257H110ZM162 258H163V257H162ZM169 258H171V257H169ZM186 258H188V257H186ZM198 258H199V257H198ZM238 258H239V256H238ZM97 259H98V258H97ZM175 259H176V258H175ZM178 259H179V258H178ZM241 259H242V258H241ZM71 260H72V259H71ZM77 260H78V259H77ZM157 260H158V259H157ZM176 260H177V259H176ZM191 260H192V259H191ZM214 260H215V259H214ZM53 261H54V260H53ZM114 261H115V260H114ZM149 261H150V260H149ZM161 261H162V260H160V262H161ZM178 261H181V260H178ZM197 261H198V260H197ZM219 261H220V260H219ZM50 262H51V260H50ZM55 263H56V262H55ZM185 263H186V262H185ZM200 263H201V262H200ZM207 263H208V262H207ZM215 263H216V261H215ZM45 264H46V263H45ZM83 264H84V263H83ZM102 264H103V263H102ZM115 264H116V263H115ZM157 264H158V263H157ZM181 264H182V263H181ZM202 264H204V263H203V260H202Z\"/></svg>","mask_w":264,"mask_h":264}]
</instances>
